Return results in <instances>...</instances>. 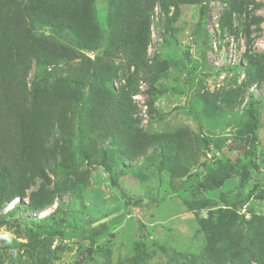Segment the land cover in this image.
I'll list each match as a JSON object with an SVG mask.
<instances>
[{"label":"rangeland","instance_id":"374dc122","mask_svg":"<svg viewBox=\"0 0 264 264\" xmlns=\"http://www.w3.org/2000/svg\"><path fill=\"white\" fill-rule=\"evenodd\" d=\"M109 1L96 0L90 49L34 27L56 57L52 75L33 64L36 98L79 102L84 113L68 104L46 141L55 202L36 214L17 210L20 199L0 205V264H262L250 252H264V176L217 166L240 158L264 171V78L252 66H264V0H191L172 22L157 5L139 73L112 36ZM66 76L80 86L54 84ZM251 98L255 140L244 112ZM119 117L133 131L174 133L171 155L124 150L123 160L107 155L102 164L114 140L106 120Z\"/></svg>","mask_w":264,"mask_h":264},{"label":"trees","instance_id":"16d2710c","mask_svg":"<svg viewBox=\"0 0 264 264\" xmlns=\"http://www.w3.org/2000/svg\"><path fill=\"white\" fill-rule=\"evenodd\" d=\"M190 1H109L108 20L112 36L118 40L129 63L135 65L136 73L146 64L145 51L150 43L154 9L159 5L169 22H172L178 17L180 5ZM17 3V0H0V205L20 199L17 210L36 214L53 204L58 193L57 187H48L50 177L45 169L48 158L46 141L55 123L60 124L61 112L68 104L74 107L79 118L83 117L84 112L79 102H58L48 96L36 98L39 86L33 83L30 87L28 83L33 64L44 67L42 74L52 75L48 65L56 57L49 42L44 45L34 32V27L50 29L55 33L51 37L55 38L70 34L79 46L90 49L93 40L96 41L95 33L100 26L96 15V0H26L22 8H17ZM252 66L256 69V80L262 82L264 66L261 61L253 62ZM72 79L69 76L55 77L54 84L58 87L80 86V83ZM190 109L195 114L194 109ZM244 112L251 123V133L255 140L259 108L253 98L244 105ZM121 119H114L112 123L106 120L107 125L113 126L111 135L114 140L111 148H102L106 155L102 164L107 155H110L113 162L123 160L121 155H124V150L129 155H143L148 148L154 147L160 151V155H171L169 148L173 146L174 133L148 134L141 130L133 131L125 127ZM253 165L250 162L242 163L239 158L235 162L228 160L219 163L217 168L241 166L250 169L251 166L256 174L264 176V171ZM38 178L42 180L41 185L30 191L26 201L28 190ZM129 212L130 209H125L116 213L110 223L95 230L93 234H101L106 227H111ZM13 213L15 211H11ZM0 221L5 222V219L0 216ZM250 255L253 259L259 256V262L264 264V252H250Z\"/></svg>","mask_w":264,"mask_h":264}]
</instances>
